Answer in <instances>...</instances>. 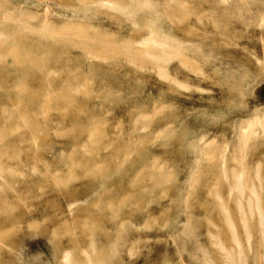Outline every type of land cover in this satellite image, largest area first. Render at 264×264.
<instances>
[{"label": "rangeland", "instance_id": "obj_1", "mask_svg": "<svg viewBox=\"0 0 264 264\" xmlns=\"http://www.w3.org/2000/svg\"><path fill=\"white\" fill-rule=\"evenodd\" d=\"M263 213L264 0H0V264H264Z\"/></svg>", "mask_w": 264, "mask_h": 264}, {"label": "bare ground", "instance_id": "obj_2", "mask_svg": "<svg viewBox=\"0 0 264 264\" xmlns=\"http://www.w3.org/2000/svg\"><path fill=\"white\" fill-rule=\"evenodd\" d=\"M142 42H144V41H142ZM165 42V41H164ZM141 44V43H140ZM143 44V43H142ZM162 44H164V43H162ZM161 45V44H160ZM165 45V44H164ZM166 46V45H165ZM158 48V47H157ZM162 48V47H161ZM160 48V49H161ZM159 49V48H158ZM159 49V50H160ZM155 50H156V48H155ZM168 50V49H167ZM156 52V51H155ZM160 52H161V50H160ZM263 133V132H262ZM258 208V210H260V206H258L257 207ZM261 219H262V221H263V226H264V213L263 214H261ZM249 223V222H248ZM263 233H264V231H263ZM264 238V237H263ZM241 251V250H240Z\"/></svg>", "mask_w": 264, "mask_h": 264}]
</instances>
